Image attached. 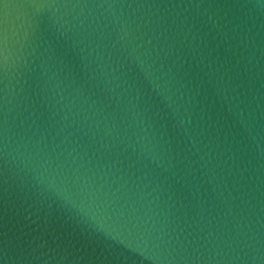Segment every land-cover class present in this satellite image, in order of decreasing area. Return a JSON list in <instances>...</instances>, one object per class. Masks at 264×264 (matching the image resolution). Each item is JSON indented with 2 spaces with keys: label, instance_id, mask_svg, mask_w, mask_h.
<instances>
[{
  "label": "water",
  "instance_id": "1",
  "mask_svg": "<svg viewBox=\"0 0 264 264\" xmlns=\"http://www.w3.org/2000/svg\"><path fill=\"white\" fill-rule=\"evenodd\" d=\"M0 264H264V0H0Z\"/></svg>",
  "mask_w": 264,
  "mask_h": 264
}]
</instances>
